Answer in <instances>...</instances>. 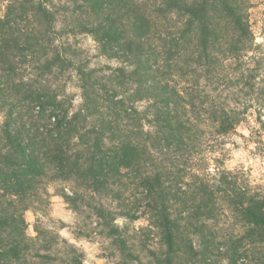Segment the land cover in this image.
<instances>
[{
	"label": "trees",
	"instance_id": "1",
	"mask_svg": "<svg viewBox=\"0 0 264 264\" xmlns=\"http://www.w3.org/2000/svg\"><path fill=\"white\" fill-rule=\"evenodd\" d=\"M249 9L0 0V264H84L56 233L26 234L24 213L48 206L50 185L94 217L115 264H264V190L224 167V138L251 117L264 131ZM82 35L117 65L90 67Z\"/></svg>",
	"mask_w": 264,
	"mask_h": 264
},
{
	"label": "rangeland",
	"instance_id": "2",
	"mask_svg": "<svg viewBox=\"0 0 264 264\" xmlns=\"http://www.w3.org/2000/svg\"><path fill=\"white\" fill-rule=\"evenodd\" d=\"M249 20L255 42L264 45V0H250ZM75 41L90 67L101 68L116 66V62L99 55L97 45L90 36H78ZM68 93L74 97V106L80 102L79 91L74 86L68 87ZM2 118L0 116V123ZM257 125L251 117L247 122L239 125L236 132L224 138L225 160L224 167L229 171H244L251 184L264 190V131L258 135L254 133ZM48 206L38 211L32 209L24 213L27 224L26 234L35 237V227L56 233L68 243L77 247L83 254L84 264H115L118 260L116 252L110 242L99 235L94 217L87 210L77 214L57 196L56 186H48ZM119 226L127 224L130 229L146 226L143 219L127 223L117 220ZM214 264H224L217 261Z\"/></svg>",
	"mask_w": 264,
	"mask_h": 264
}]
</instances>
